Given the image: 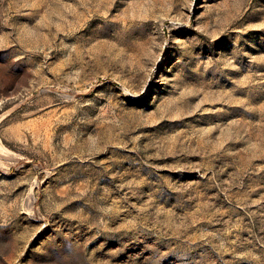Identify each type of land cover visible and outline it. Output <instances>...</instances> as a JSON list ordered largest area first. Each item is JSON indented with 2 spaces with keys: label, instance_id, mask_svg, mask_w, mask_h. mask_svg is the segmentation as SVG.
<instances>
[{
  "label": "rangeland",
  "instance_id": "374dc122",
  "mask_svg": "<svg viewBox=\"0 0 264 264\" xmlns=\"http://www.w3.org/2000/svg\"><path fill=\"white\" fill-rule=\"evenodd\" d=\"M0 264H264V0H0Z\"/></svg>",
  "mask_w": 264,
  "mask_h": 264
},
{
  "label": "bare ground",
  "instance_id": "6f19581e",
  "mask_svg": "<svg viewBox=\"0 0 264 264\" xmlns=\"http://www.w3.org/2000/svg\"><path fill=\"white\" fill-rule=\"evenodd\" d=\"M2 149V148H1Z\"/></svg>",
  "mask_w": 264,
  "mask_h": 264
}]
</instances>
